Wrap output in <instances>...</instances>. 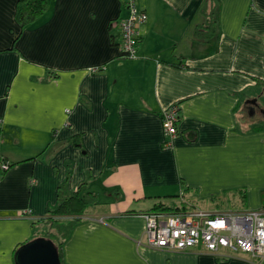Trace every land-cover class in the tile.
<instances>
[{"label":"crops","instance_id":"0c3cea01","mask_svg":"<svg viewBox=\"0 0 264 264\" xmlns=\"http://www.w3.org/2000/svg\"><path fill=\"white\" fill-rule=\"evenodd\" d=\"M138 3V56L124 58L110 25L126 14L123 0H48L24 28L17 0H0V264H17L68 172L70 188L87 181L97 202L66 239V264H253L243 252L147 247L140 214L236 193L233 210L262 206L264 111L253 114L264 95V0H218L213 26L201 12L212 0ZM170 103L178 132L166 145Z\"/></svg>","mask_w":264,"mask_h":264},{"label":"built area","instance_id":"2783aa9c","mask_svg":"<svg viewBox=\"0 0 264 264\" xmlns=\"http://www.w3.org/2000/svg\"><path fill=\"white\" fill-rule=\"evenodd\" d=\"M139 0H123L126 14L110 21L120 37V53L125 58L138 56L140 26L147 13ZM94 66L90 71L102 70ZM164 142L170 145L177 135L179 107L170 103L162 109ZM8 163H2L3 169ZM30 213L23 210L22 214ZM145 218L144 233L139 243L155 249L186 251L202 247L214 253L221 250L248 253L253 264H264V207L242 210H205L191 207L181 211L152 210L140 214Z\"/></svg>","mask_w":264,"mask_h":264},{"label":"trees","instance_id":"16d2710c","mask_svg":"<svg viewBox=\"0 0 264 264\" xmlns=\"http://www.w3.org/2000/svg\"><path fill=\"white\" fill-rule=\"evenodd\" d=\"M212 1V6L204 4L201 8V12L206 15L207 19H205V21L209 26H213V8L216 7L215 3L218 2V0ZM47 7L48 0H17L16 21L21 28H24L40 18L47 11ZM17 38L18 37H16V39ZM190 134L193 135L194 133ZM191 138H193V136ZM4 172L5 171L2 170L0 176H2ZM188 190V187L182 189L183 193L188 192ZM168 197L174 199L178 198L179 195L176 193L168 195ZM262 198V206L264 207V192L262 193ZM211 201L220 203L223 201V196H214L211 198ZM96 202L97 195L88 190L87 181L81 182L76 190L70 188V172H68L66 180L58 186L56 204L48 209L46 216L40 218L38 222L41 229H39L29 241L37 238L51 241L58 251L60 263L66 264L63 257V245L69 237L74 225L79 222L86 213L87 208ZM192 206L193 205L187 201H180L177 204L175 202L170 204L157 202L153 205L151 211L161 210L173 212L189 209ZM35 227H37V225Z\"/></svg>","mask_w":264,"mask_h":264},{"label":"water","instance_id":"95a60500","mask_svg":"<svg viewBox=\"0 0 264 264\" xmlns=\"http://www.w3.org/2000/svg\"><path fill=\"white\" fill-rule=\"evenodd\" d=\"M17 264H61L54 244L43 238L22 244L16 251Z\"/></svg>","mask_w":264,"mask_h":264},{"label":"rangeland","instance_id":"374dc122","mask_svg":"<svg viewBox=\"0 0 264 264\" xmlns=\"http://www.w3.org/2000/svg\"><path fill=\"white\" fill-rule=\"evenodd\" d=\"M256 96H257L256 104L258 106L255 107L256 109L254 111L255 113L253 114V118L257 120V119H260L263 116L261 111L262 110L264 111V99L262 98V97H264V95H256ZM244 116H245L244 118H248V119L250 117V116L248 117V114H244ZM258 124H260V122H258ZM241 201H242V199L240 198L239 194L236 193L234 199H233V197H231V196L228 197L226 195V196H223V201L220 202V203L219 202H215V203H212V205H208L204 201H198V202H196L194 204V207L202 208V209H205V210L210 209V208H212L214 210H233V209H238V208L242 207ZM174 202L177 204L180 201L174 199Z\"/></svg>","mask_w":264,"mask_h":264}]
</instances>
